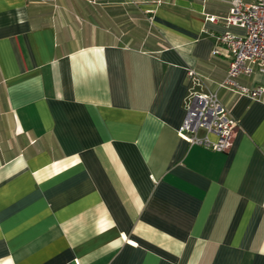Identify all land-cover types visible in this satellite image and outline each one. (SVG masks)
<instances>
[{
	"label": "crops",
	"instance_id": "0c3cea01",
	"mask_svg": "<svg viewBox=\"0 0 264 264\" xmlns=\"http://www.w3.org/2000/svg\"><path fill=\"white\" fill-rule=\"evenodd\" d=\"M229 4L0 0V264H264V93L218 89L227 151L177 133Z\"/></svg>",
	"mask_w": 264,
	"mask_h": 264
},
{
	"label": "built area",
	"instance_id": "2783aa9c",
	"mask_svg": "<svg viewBox=\"0 0 264 264\" xmlns=\"http://www.w3.org/2000/svg\"><path fill=\"white\" fill-rule=\"evenodd\" d=\"M208 19H221L226 25L240 26L244 33L223 32L217 35L218 46L213 48L212 53H218L219 47H222L230 60L215 89L193 88L200 83V77L194 69H187L193 86L184 100V117L177 133L190 144L227 151L238 122L217 91L226 89L255 99L264 93V85H249L239 80L240 75L248 76L255 68L264 71V0H230L224 16L210 15Z\"/></svg>",
	"mask_w": 264,
	"mask_h": 264
}]
</instances>
